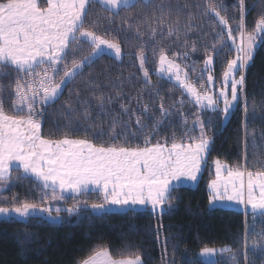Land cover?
Listing matches in <instances>:
<instances>
[{"label": "snow or ice", "instance_id": "obj_1", "mask_svg": "<svg viewBox=\"0 0 264 264\" xmlns=\"http://www.w3.org/2000/svg\"><path fill=\"white\" fill-rule=\"evenodd\" d=\"M95 2L0 0V189L9 182L17 184L31 180L43 193L38 203L21 201L18 197H13L11 203H0L3 222H19L17 218L29 222L36 219L44 223L62 219L59 215L61 208L54 207L52 202L64 200L66 193H71L74 200L70 207L64 209L69 216L85 210L103 214L112 207L134 212L137 206L150 205L153 213H162L165 205L170 208L172 192L182 183L197 182L202 164L206 162L212 143L206 128L213 125L211 119L203 118L201 113L210 111L222 113L225 117L230 114L244 94L246 70L257 48L264 46V13L249 31L245 21V0H238V5H234L239 9V22L235 28L218 10L224 7L223 4L202 5L195 0H99L104 10L110 13L106 17L109 23L114 22L113 17H119L121 10L132 9L121 18V25L134 30L138 39L142 40L145 34L153 42L157 35L161 39L176 37L174 43L185 51L176 52L174 58H170L161 49L157 72L166 74L169 80L174 79L182 89V95L187 96L197 108V113L192 114L195 118L189 126L188 115L183 110L184 101H180L178 109L175 105L166 107L159 89L149 92L150 99L153 95L160 96L155 110H150L149 104L141 103L143 95L140 94L137 97L139 109L121 103L120 112L116 113L109 107L115 97L106 96L102 91L103 85L89 79L85 82V89L70 94L62 106L63 116L66 127L77 125L72 129L75 133L79 130L78 122L90 120L92 109L97 108L101 123L97 125L93 122L90 127L100 128L95 139L101 142L72 138L68 133L58 139L45 137L43 126L47 121V109L63 95L64 88L106 54L105 50H110L117 59L122 56L119 42L104 39L92 30L97 27L96 21L89 22ZM204 17L209 22H218L220 30L215 33L211 52L207 46L204 49L206 58L198 78L200 88L204 89L201 91L176 58L187 61L191 53L199 50L198 41L208 33H204L202 25L196 21ZM86 23L88 27H85ZM181 33L184 36L182 42ZM193 33L199 35L193 39ZM142 43L147 41L142 40ZM86 44L91 50L84 54ZM189 48L190 51L187 50ZM225 49H234L236 56L227 60L221 87L218 92H212L211 88H204V75L207 74V84L213 85L212 53L218 57ZM136 58L147 86L151 77L145 67L147 57L143 47ZM196 63L193 61L191 66L193 72ZM118 87L122 92V83ZM85 92L90 96H85ZM120 92L116 95L119 96ZM5 101H10L8 107ZM244 105L247 116L246 95ZM176 115L182 118L179 126L183 131L179 142L175 133L171 138L161 135L165 122H170ZM103 118H107V133L103 131ZM145 121H150V131H146L149 123ZM169 126H172L171 123ZM88 130L86 128L85 132ZM158 135L161 138L155 139ZM105 136L110 142H104ZM141 139L143 146L139 143L132 146L134 141ZM248 148L246 141L244 166L232 167L219 159L214 161L216 179L208 184L209 204L234 202L242 205L245 215H252L254 221L257 216L264 220V165L255 171L249 169ZM13 172H16L15 177ZM90 186L101 196V202L89 204L78 199L89 192ZM37 213L41 215L37 216ZM257 235L260 241H264V231ZM250 237L251 232L246 226L243 264L248 262L249 251L259 258L260 264H264V243L254 241L249 249ZM17 239L24 247L34 242L30 233H21ZM216 252L215 248L204 247L201 255L210 256ZM220 252L231 253L233 264H240L237 253L230 248H221ZM79 264H144V261L139 254L113 259L105 248ZM170 264H175V261H170Z\"/></svg>", "mask_w": 264, "mask_h": 264}, {"label": "trees", "instance_id": "obj_2", "mask_svg": "<svg viewBox=\"0 0 264 264\" xmlns=\"http://www.w3.org/2000/svg\"><path fill=\"white\" fill-rule=\"evenodd\" d=\"M195 2L206 5L207 3L223 4L218 8L221 15H224L229 25L233 28L239 22L238 0H195ZM247 12L245 16L246 26L251 31L261 13H264V0H245ZM139 10V9H137ZM121 10L119 17H113L114 22L109 23L106 19L110 15L98 3L92 5V15L89 22L96 21L97 27L92 29L104 39L119 42L122 49L121 59L113 58L107 54L101 55L99 59L84 70L82 76H78L72 83L63 90V95L47 109V121L43 126L45 137L58 139L65 133L72 138H88L94 143L101 141L95 139L100 132L99 127H90L93 122L97 125L101 123V118L97 116L98 109H92V117L88 121H79V130L75 133L72 129L76 124L65 126L62 106L66 104L70 94L78 89L86 88V81L89 79L99 81L103 85L102 91L105 95L115 97L114 102L109 106L120 112L121 103L132 109H139L137 104L138 95H143L141 103L149 104L150 110H155L160 102V96L164 97L165 106L175 105V109L181 107L183 100V110L188 115L189 126L195 118L193 113H197V108L190 102V99L182 95V90L169 80L157 76L158 59L160 50L163 49L170 58H174L176 52H183L185 49L174 43L176 37L161 39L159 35L155 42L145 34L138 39L134 30H129L127 25H121V18L132 12ZM235 17V19H233ZM215 18L213 17V20ZM196 23L202 25V31L208 33L203 39L198 41V51L191 53L187 61L176 58L182 68L189 72L191 81L200 88L201 81L198 79L204 67L205 46L211 52L215 33L220 30L218 22L212 23L207 17L198 20ZM184 24V17H181V26ZM89 24L86 23L85 27ZM142 31H146L142 29ZM199 35L193 33L195 39ZM184 39L181 33L180 41ZM230 44V41H229ZM141 47L147 57L145 67L149 70L151 83L145 85V78L139 68V60L136 58ZM220 45L217 44V48ZM85 53L91 49L86 44ZM190 51V48L187 49ZM155 53V54H154ZM213 55V77L215 85H218L226 70L227 60L234 59L235 50L225 49L217 57ZM193 61L195 71H192ZM70 63V61H69ZM207 76L204 75V87ZM122 83L123 90L120 92ZM159 89L160 96L150 99L149 92ZM120 92V95L116 94ZM85 96H90L85 92ZM247 97L248 113L244 112V96ZM95 103V101H93ZM10 101H5L8 107ZM173 109V111H175ZM205 119H211L212 125L206 128V132L212 139L210 149L207 153L205 165L200 179L194 188L179 187L172 192L171 207H164L161 214L145 211H126L119 213L105 212L103 214H92L88 211H81L75 216L60 214L62 219L59 223H44L32 219L19 222H3L0 219V264H79L80 261L94 256L101 249H107L113 259H123L127 256L139 254L144 264H204L199 259V254L204 247L221 249L230 248L233 253H237V259L243 264L244 235L247 226L251 232L248 239L249 249L253 242L260 241L258 233L264 231V220L257 216L253 220L252 215L245 216L243 213L227 209H211L209 207L208 183L213 177V163L219 159L229 166L245 165V143L249 148L247 151V166L250 170H258L260 165H264V46L257 48L253 60L250 62L245 73V86L243 98L238 102L230 114L223 118L222 113H211L205 111L201 113ZM103 131L107 133V118H103ZM127 119V117H124ZM182 118L173 116L171 121H166L161 129V135L175 137L179 142L180 134L183 131ZM149 129L151 130L150 121ZM171 123L172 126H169ZM88 128V132L85 129ZM198 135V131L196 132ZM158 135L155 139H160ZM104 142L108 141L107 136ZM139 143L143 146V140L134 141L132 146ZM15 177L16 172L12 173ZM9 187L0 195V203L7 201L11 203L13 197H18L21 201L38 203L42 192L31 180L13 184L9 182ZM51 193L49 192V195ZM79 200H86L89 204L101 202L99 194H82ZM66 206L72 205L74 200L71 196H65L62 202ZM21 233L33 234L34 242L27 247L18 242V235ZM231 254V253H230ZM214 264H233L219 261ZM247 264H260L258 257L248 254Z\"/></svg>", "mask_w": 264, "mask_h": 264}, {"label": "rangeland", "instance_id": "obj_3", "mask_svg": "<svg viewBox=\"0 0 264 264\" xmlns=\"http://www.w3.org/2000/svg\"><path fill=\"white\" fill-rule=\"evenodd\" d=\"M259 43V42H258ZM105 53L107 54V55H109V56H111V57H113V58H116L115 56H114V54L110 51V50H105ZM235 56H236V52H235ZM235 58V57H234ZM117 59V58H116ZM121 59V58H120ZM119 60V59H118ZM206 76H207V74H205ZM157 76H159V77H161V78H164V79H166V80H169L168 79V77H167V75L166 74H161V73H158L157 72ZM207 78V77H206ZM238 78V77H237ZM222 79H223V77H222ZM222 79L220 80V82H219V84L218 85H215V83H213V85H211V86H209L208 84H207V82H206V85H205V87L204 88H211V91L212 92H218V90H219V88L221 87V84H222ZM169 81H171L172 83H174L175 85H176V82L174 81V79L173 80H169ZM182 90V89H181ZM243 98V95L241 96V99ZM220 107L222 108L223 107V104L221 103V105H220ZM236 107V105L233 107V109ZM233 109H231L230 110V112L233 110ZM223 115V114H222ZM223 118L224 119H226V117L223 115ZM197 131H198V133H199V129H197ZM206 158H207V155H206ZM204 165H205V163L203 164V167H204ZM213 177L211 178V180L209 181V183L213 180V179H216V173H215V165H214V163H213ZM224 175L226 176V172L224 173ZM208 183V184H209ZM8 187H9V185H7L5 188H2V189H0V195L2 194V192H4V191H6L7 189H8ZM208 193H209V195H210V190H209V188H208ZM51 195V194H50ZM53 203V206L54 207H60L61 208V212H60V214H63V215H66V216H69L68 215V213L66 212V211H64V209L65 208H67V207H70V206H66V203H65V201L64 202H62V201H54V202H52ZM73 204V203H72ZM209 207L211 208V209H215V208H219V209H227V210H234V211H238V212H241V213H243L244 215H245V211H244V208H243V206L242 205H238V204H236V203H234V202H229V203H215V204H212V205H210L209 204ZM113 208V207H112ZM109 210L111 211V208L110 209H108L106 212H109ZM85 211H88V210H85ZM88 212H90V211H88ZM163 212H164V210H163ZM162 212V213H163ZM79 213H81V212H79ZM109 213H111V212H109ZM119 213V212H118ZM153 213V212H152ZM59 214V215H60ZM92 214H101V213H99V212H94V213H92ZM156 214H161V213H156ZM39 215H41V214H39V213H37V216H39ZM53 215H56V213H55V211H53ZM75 215H78V214H73V215H71V216H75ZM250 215V214H249ZM71 216H69V217H71ZM246 216V215H245ZM248 216V215H247ZM17 219H19L20 220V218H17ZM45 219H47V217L45 216ZM60 220L61 219H59V220H56V221H52V220H47V222H49V223H59L60 222ZM217 250V252H216V254L215 255H210V256H203V255H201V253L199 254V259H200V261L201 262H203L204 264H214V263H217V262H219V261H225L226 263H229L230 262V256H231V254L230 253H228V252H224V253H221L220 252V249H216Z\"/></svg>", "mask_w": 264, "mask_h": 264}, {"label": "crops", "instance_id": "obj_4", "mask_svg": "<svg viewBox=\"0 0 264 264\" xmlns=\"http://www.w3.org/2000/svg\"><path fill=\"white\" fill-rule=\"evenodd\" d=\"M96 3L99 4V0H96ZM100 6H102V5H100ZM202 170H203V164H202ZM201 173H202V171H201ZM201 173L199 174V177H198L197 182H195V183H182L177 188H179V187H190V188H194L197 185V183H198V181L200 179ZM91 193L98 194V193L92 191L91 190V186H90L89 192L87 194H91ZM65 196H71L72 197V194L71 193H66ZM209 198H210V195H209ZM145 210L151 211V206L150 205H148V206H137V208H136L135 211H145ZM126 211H129V210H127V209H120L118 207H113V208H111V211L109 210V212H111V213L126 212ZM0 219H3V218H0Z\"/></svg>", "mask_w": 264, "mask_h": 264}]
</instances>
